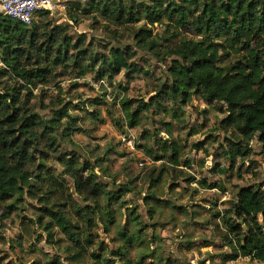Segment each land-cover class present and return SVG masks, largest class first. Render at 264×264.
<instances>
[{"label": "trees", "instance_id": "16d2710c", "mask_svg": "<svg viewBox=\"0 0 264 264\" xmlns=\"http://www.w3.org/2000/svg\"><path fill=\"white\" fill-rule=\"evenodd\" d=\"M164 1L90 0L86 8L77 5L68 14L76 25L80 18L92 19L113 39L124 30L132 40L133 46L110 48L102 55L91 51L93 44L86 45L83 34L74 39L67 26L46 21L49 12L38 13L31 25L0 15V220L20 208L24 211L26 201L31 202L34 214L25 218L26 225L41 230L45 244L63 254V262L53 264H132L130 249L145 245L148 228L136 208L121 201L124 190L114 192L99 183L92 165L67 153L55 158L60 149L57 133L62 130L67 137L75 131L68 112L71 104L57 97L51 118L44 119L33 109V93L67 71L78 78L93 73L96 81L111 82L121 73L132 78L144 73L133 61L137 50L145 52L159 64H169L170 83L134 109L133 101L123 105L129 128L138 127L142 113L153 110L154 115L169 116V130L170 124L185 122V107L193 97H201L226 106L222 128L236 138L235 143L227 141L231 163L248 160L256 137L264 158V0ZM156 24L163 28L160 35L153 33ZM156 146L151 155L163 162L161 167L191 168L179 142L160 140ZM193 147L201 149V144ZM54 163L61 172L51 168ZM162 173L151 179L152 189L160 184ZM155 199L152 193L144 201ZM123 208L132 230L127 225L119 230L121 245L113 251L100 241L97 230L101 226L109 233ZM154 213L150 208V217ZM219 217L231 250L226 260L264 264V190L240 189L235 203Z\"/></svg>", "mask_w": 264, "mask_h": 264}, {"label": "rangeland", "instance_id": "374dc122", "mask_svg": "<svg viewBox=\"0 0 264 264\" xmlns=\"http://www.w3.org/2000/svg\"><path fill=\"white\" fill-rule=\"evenodd\" d=\"M89 1L67 0L61 8L50 13L46 21L67 26L74 39L83 34L87 39L86 45L93 44L90 49L94 54H106L110 48L133 46L124 30H120L119 37L113 39L110 32L102 25H94L92 19L80 18L77 25L68 19V14L74 12L77 5L86 8ZM139 2L149 3V0H136ZM153 33L160 35L163 28L156 24ZM137 52L133 62L144 73L132 78L121 73L111 82L107 79L96 81L93 73L78 78L76 72L69 70L56 81L40 85L34 91L33 109L44 119L51 118L57 97L65 104H71L68 112L75 131L67 137L62 136V130L57 133L60 149L55 158L60 153L74 155L94 167L99 183L106 184L114 192L124 190L121 201L128 208H136L148 227L145 245L135 244L130 249L132 264H256L245 258L226 260L231 250L225 245V230L219 215L235 203L240 189L260 187L264 190V158L259 153L257 137L250 144L248 160L237 158L235 163H231L227 141L235 143L236 138L231 131L226 132L222 128L227 116L226 106L208 103L196 96L185 107V122L182 124L172 123L168 130L165 125L171 122L169 116L162 113L154 115L150 110L142 113L138 127L129 128L123 105L133 101L131 107L134 109L140 102L154 98L162 85L170 83L169 64H159L151 55ZM57 87L61 92L56 90ZM63 122H67L66 118ZM191 132L196 133L189 136ZM125 135L132 136L133 149L121 143ZM170 139L183 146L184 159L191 161V168L161 167L163 162L152 159L151 154L157 150L156 141ZM198 144H201V149L197 150L193 146ZM51 168L61 172L55 163ZM161 169L162 180L152 189L151 179L154 180ZM189 178L195 180L188 183L186 180ZM66 181L76 197L72 181L69 178ZM152 193L156 199L145 202L146 196ZM29 203L26 201L23 205L24 211L20 208L8 220H0V261L2 264L63 262V254L45 244L44 233L26 225L25 218L34 214ZM150 208L155 209L153 217L149 215ZM126 225L131 231L132 225H128L127 212L123 208L122 216H116V225L110 228L109 233L105 234L99 226L100 241L108 249L117 250L121 245L118 232ZM154 236L157 239L154 240ZM152 251L151 257H144L142 263L139 262L143 255ZM115 262L119 264L118 260Z\"/></svg>", "mask_w": 264, "mask_h": 264}, {"label": "built area", "instance_id": "2783aa9c", "mask_svg": "<svg viewBox=\"0 0 264 264\" xmlns=\"http://www.w3.org/2000/svg\"><path fill=\"white\" fill-rule=\"evenodd\" d=\"M67 0H0V15L10 17L24 25H31L38 13H52L61 8ZM121 143L130 149L134 148L132 136L125 135Z\"/></svg>", "mask_w": 264, "mask_h": 264}]
</instances>
